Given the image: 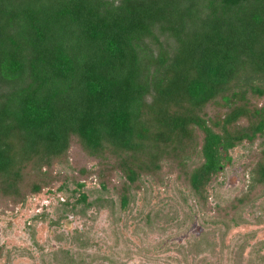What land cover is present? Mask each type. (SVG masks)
<instances>
[{
  "label": "trees",
  "instance_id": "trees-1",
  "mask_svg": "<svg viewBox=\"0 0 264 264\" xmlns=\"http://www.w3.org/2000/svg\"><path fill=\"white\" fill-rule=\"evenodd\" d=\"M257 141L246 188L212 207L223 161ZM73 142L122 210L173 176L240 225L264 195V0H0V200L50 188ZM69 180L63 208L104 206L84 179L57 189Z\"/></svg>",
  "mask_w": 264,
  "mask_h": 264
},
{
  "label": "rangeland",
  "instance_id": "rangeland-1",
  "mask_svg": "<svg viewBox=\"0 0 264 264\" xmlns=\"http://www.w3.org/2000/svg\"><path fill=\"white\" fill-rule=\"evenodd\" d=\"M260 149L257 141L231 150L233 161H223L211 189L212 207L242 193L243 165ZM68 157L73 169L56 163L50 188L28 194L23 202L0 200V264H264L259 258L264 255V195L241 212L244 222L228 228L212 222L214 211H201L173 176L162 184L147 179L122 210L114 192L99 189L96 161L78 143H72ZM83 167L87 174L79 172ZM65 177L84 179L89 199L103 197L104 206L85 212L63 208L60 201L75 187L69 180L66 189H57Z\"/></svg>",
  "mask_w": 264,
  "mask_h": 264
}]
</instances>
